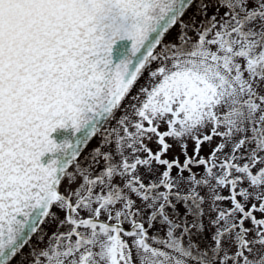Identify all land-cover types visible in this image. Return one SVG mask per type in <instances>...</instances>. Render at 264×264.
Returning <instances> with one entry per match:
<instances>
[{
  "label": "snow or ice",
  "instance_id": "6c2138e0",
  "mask_svg": "<svg viewBox=\"0 0 264 264\" xmlns=\"http://www.w3.org/2000/svg\"><path fill=\"white\" fill-rule=\"evenodd\" d=\"M0 264H264V0H0Z\"/></svg>",
  "mask_w": 264,
  "mask_h": 264
},
{
  "label": "rangeland",
  "instance_id": "374dc122",
  "mask_svg": "<svg viewBox=\"0 0 264 264\" xmlns=\"http://www.w3.org/2000/svg\"><path fill=\"white\" fill-rule=\"evenodd\" d=\"M212 11H213V9L210 7L209 8V14L211 15V13H212ZM192 13L190 12L189 13V15H191ZM175 35V32L173 33V36ZM144 83V81L143 80H141L140 81V84H143ZM137 87H139V85L137 86ZM134 91H135V89H134ZM161 130H163V129H161ZM97 146V140H95L92 144H90L89 146H88V148L85 150V152L82 154V156L80 157V162H81V164L83 165V164H86V161L84 160V157L85 156H87L88 155V152H90L91 151V149H93V148H95ZM189 151H191V147H189ZM207 153H208V148L207 147H205L204 148V152H203V154L204 155H207ZM171 155V154H170ZM180 159L181 160H183V157H180ZM103 165L101 164L100 165V167H102ZM98 169H93L92 171L95 173L96 171H97ZM173 175H175V173H173ZM72 187H76V185L75 184H73L72 185ZM64 189H63V187L61 188V191H63ZM181 211H183L182 209H181ZM101 219H103V217H101ZM125 227H127V225H125ZM49 231H51V229H48Z\"/></svg>",
  "mask_w": 264,
  "mask_h": 264
},
{
  "label": "water",
  "instance_id": "95a60500",
  "mask_svg": "<svg viewBox=\"0 0 264 264\" xmlns=\"http://www.w3.org/2000/svg\"><path fill=\"white\" fill-rule=\"evenodd\" d=\"M66 135H70V134L64 132L63 130H58L57 132L53 133V138L59 141ZM44 159H46V157Z\"/></svg>",
  "mask_w": 264,
  "mask_h": 264
}]
</instances>
